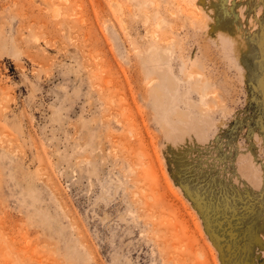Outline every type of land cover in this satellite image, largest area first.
Instances as JSON below:
<instances>
[{"label": "rangeland", "instance_id": "obj_1", "mask_svg": "<svg viewBox=\"0 0 264 264\" xmlns=\"http://www.w3.org/2000/svg\"><path fill=\"white\" fill-rule=\"evenodd\" d=\"M172 2L0 0V264H264V0Z\"/></svg>", "mask_w": 264, "mask_h": 264}, {"label": "crops", "instance_id": "obj_2", "mask_svg": "<svg viewBox=\"0 0 264 264\" xmlns=\"http://www.w3.org/2000/svg\"><path fill=\"white\" fill-rule=\"evenodd\" d=\"M132 2H133V7L135 8V16H136V18L138 17V18H140L139 16H140V14H141V8H143V7H150V5L152 4L151 3V0H132ZM159 2H163V4H165V5H168L169 7H171V6H173V2H172V0H159ZM33 190H32V192H34V194H33V196H35L36 197V199L35 198H33V199H31L32 197H30L29 195H28V192H27V190H26V195L29 197V199H30V201L35 205V206H38V205H42L43 207H44V205H43V199L41 198V192H40V189H39V187L38 186H35V185H33V186H30ZM36 194V195H35ZM45 199V198H44ZM48 205V204H47ZM46 205V206H47ZM40 211H42V210H40ZM58 216L59 215H53V214H50V217L51 218H54L56 221H59V218H58ZM42 223V228L43 229H45V227L43 226V222H44V219H42V221H41ZM49 237V236H48Z\"/></svg>", "mask_w": 264, "mask_h": 264}]
</instances>
